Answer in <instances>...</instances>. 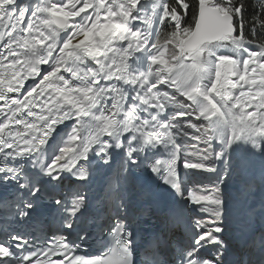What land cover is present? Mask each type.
<instances>
[{
  "label": "snow or ice",
  "instance_id": "snow-or-ice-1",
  "mask_svg": "<svg viewBox=\"0 0 264 264\" xmlns=\"http://www.w3.org/2000/svg\"><path fill=\"white\" fill-rule=\"evenodd\" d=\"M250 8L248 0H153L150 8L0 0V264H264V233L252 243L242 237L239 249L226 243L254 178L239 153L260 160L264 184V0ZM181 155L186 173L215 181L182 186ZM115 159L121 187L112 181L107 196L89 195ZM137 169L178 198L143 243L130 187ZM45 209L60 234L41 240L23 225ZM185 222L191 239L177 232ZM96 231L107 251L78 255ZM142 247L154 259H139ZM166 249L171 256L160 259Z\"/></svg>",
  "mask_w": 264,
  "mask_h": 264
},
{
  "label": "bare ground",
  "instance_id": "bare-ground-1",
  "mask_svg": "<svg viewBox=\"0 0 264 264\" xmlns=\"http://www.w3.org/2000/svg\"><path fill=\"white\" fill-rule=\"evenodd\" d=\"M143 2H144L145 5H147L150 8L151 4L153 3V0H144ZM237 160L240 161L239 156L237 157ZM213 178H215V177H213ZM72 187H73V185L70 182H66L65 185H64V190L65 191H69ZM116 187H117V189H119L121 187L120 181L117 183ZM130 187L136 193H138L136 195V197L139 195V193H141V190L133 182L132 179L130 181ZM110 191H111V189L109 188L107 194H110ZM248 200H250V202L248 204H246V206H244V217H243V221H242L240 230L238 232H234L232 220H231V223H230V227L227 230L226 243L230 241L231 244L233 245L234 249H239L240 248L241 238L242 237L248 238L249 239V243H252L253 241H258V238L260 237L261 233H264V228L263 229L262 228H257L256 230H257V233L259 235L256 237V239L251 240V233L253 234V232H254V230L256 228V211H257L258 207L261 206L262 201H264V184H262L260 175H259V178L258 177L255 178L254 177L253 180H252V188H251L250 192L248 193L247 198H246L245 201H248ZM167 219H168V213L164 212L162 214V221H163L164 224L167 222ZM177 232L179 233L178 229H177ZM236 233L240 234V236H237ZM242 233H243V235H242ZM177 238H179V235H177ZM208 251L213 253L214 249L209 248ZM232 258L233 259L236 258L235 254H234V256Z\"/></svg>",
  "mask_w": 264,
  "mask_h": 264
},
{
  "label": "rangeland",
  "instance_id": "rangeland-1",
  "mask_svg": "<svg viewBox=\"0 0 264 264\" xmlns=\"http://www.w3.org/2000/svg\"><path fill=\"white\" fill-rule=\"evenodd\" d=\"M252 50H256V48L253 46ZM227 54V53H226ZM195 122V121H194ZM177 142L178 144L181 143L180 139H177ZM206 174V175H205ZM205 175V176H204ZM185 181H186V186H191L193 181L197 182L198 184L204 186V185H207V186H210L214 181H215V178H213L210 174L208 173H202L200 175H197V176H192L191 173H186V177H185ZM118 179V177H117ZM200 179V180H199ZM202 179V180H201ZM208 182H207V181ZM119 179L117 180V183H118ZM203 182V183H202ZM206 183V184H205Z\"/></svg>",
  "mask_w": 264,
  "mask_h": 264
},
{
  "label": "trees",
  "instance_id": "trees-1",
  "mask_svg": "<svg viewBox=\"0 0 264 264\" xmlns=\"http://www.w3.org/2000/svg\"><path fill=\"white\" fill-rule=\"evenodd\" d=\"M169 2L171 3L172 0H169ZM186 2H189L190 4L192 2H194V0H186ZM249 4L251 5V8L249 9V13H251L254 9L258 11L259 9V0H248ZM158 31L161 34V41L163 42V40L168 36V34L171 32V25H169L167 22H165L164 25H161L158 28ZM245 32L247 34V23H246V28H245ZM259 42H264L262 40H257V43Z\"/></svg>",
  "mask_w": 264,
  "mask_h": 264
}]
</instances>
